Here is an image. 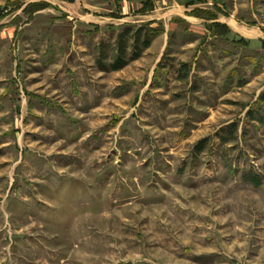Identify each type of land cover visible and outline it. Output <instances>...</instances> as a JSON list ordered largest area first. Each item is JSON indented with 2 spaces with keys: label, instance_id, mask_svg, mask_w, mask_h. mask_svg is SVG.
<instances>
[{
  "label": "rangeland",
  "instance_id": "obj_1",
  "mask_svg": "<svg viewBox=\"0 0 264 264\" xmlns=\"http://www.w3.org/2000/svg\"><path fill=\"white\" fill-rule=\"evenodd\" d=\"M0 264H264V0H0Z\"/></svg>",
  "mask_w": 264,
  "mask_h": 264
}]
</instances>
